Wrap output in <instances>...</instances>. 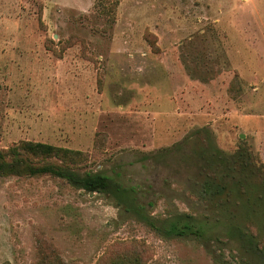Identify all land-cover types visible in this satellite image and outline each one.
<instances>
[{
    "label": "rangeland",
    "instance_id": "374dc122",
    "mask_svg": "<svg viewBox=\"0 0 264 264\" xmlns=\"http://www.w3.org/2000/svg\"><path fill=\"white\" fill-rule=\"evenodd\" d=\"M25 140L85 152L77 169L135 186L156 226L192 213L212 228L164 238L111 195L0 176V264L130 245L146 264H264L226 228L264 237V0H0V148ZM209 140L229 160L214 197L195 149Z\"/></svg>",
    "mask_w": 264,
    "mask_h": 264
},
{
    "label": "trees",
    "instance_id": "16d2710c",
    "mask_svg": "<svg viewBox=\"0 0 264 264\" xmlns=\"http://www.w3.org/2000/svg\"><path fill=\"white\" fill-rule=\"evenodd\" d=\"M156 47L154 44V48ZM207 131V128L204 130L202 128L194 133L195 135L201 132L208 134ZM195 149L197 155L205 161L202 169L211 171V175H208L203 183L206 194L214 197L227 193L229 184L217 178V169L213 167L218 164L228 166L229 160L214 148L210 140L205 148L195 147ZM86 156V153L80 150L41 141L25 140L16 146L0 148V176L52 175L78 189L111 195L118 205L125 206L128 212H133L149 222L157 229L161 237L193 235L199 239H206L212 226L205 220L197 221L192 213H179L175 217H167L161 225L156 226L150 217L144 214V205L137 199L135 186L127 187L120 180L101 170L80 172L77 167H80V164L87 159ZM50 159L61 160V162H49ZM226 228L229 235L237 239L247 251L264 253V237L258 240L255 233H249L237 225L227 224ZM146 254L147 249L143 245H130L124 250L107 253L97 264H146Z\"/></svg>",
    "mask_w": 264,
    "mask_h": 264
}]
</instances>
